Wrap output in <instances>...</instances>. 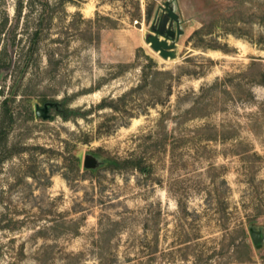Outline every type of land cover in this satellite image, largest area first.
Listing matches in <instances>:
<instances>
[{
	"label": "rangeland",
	"instance_id": "obj_1",
	"mask_svg": "<svg viewBox=\"0 0 264 264\" xmlns=\"http://www.w3.org/2000/svg\"><path fill=\"white\" fill-rule=\"evenodd\" d=\"M2 56L0 264H264V0H0Z\"/></svg>",
	"mask_w": 264,
	"mask_h": 264
},
{
	"label": "water",
	"instance_id": "obj_2",
	"mask_svg": "<svg viewBox=\"0 0 264 264\" xmlns=\"http://www.w3.org/2000/svg\"><path fill=\"white\" fill-rule=\"evenodd\" d=\"M160 11L162 13H167L169 18L172 19V21H178L179 17L176 13H174L168 4H165ZM159 35V32H158ZM158 35L150 37L147 41L150 45V48L157 54L160 55L161 58L165 60L174 59L175 54L173 50L175 49L174 44H170V39L174 37L175 33L172 30H169L167 33V37L162 40ZM36 114L38 117H41L43 119L48 118V110L42 109L41 107H37ZM96 166V161L91 158H87L85 161V167L87 169H92ZM253 242L258 245L261 243V237L259 233H254L252 235Z\"/></svg>",
	"mask_w": 264,
	"mask_h": 264
},
{
	"label": "trees",
	"instance_id": "obj_3",
	"mask_svg": "<svg viewBox=\"0 0 264 264\" xmlns=\"http://www.w3.org/2000/svg\"><path fill=\"white\" fill-rule=\"evenodd\" d=\"M19 12L21 13V10H20ZM4 61H6V59L2 56V57L0 58V67H1V65L3 64ZM1 70H2V69L0 68V76H1V74H2V71H1ZM115 163H116V162H113V164H115ZM116 165H117V164H116ZM242 244H243V246L246 247V249L249 248V246H247L245 242L242 243Z\"/></svg>",
	"mask_w": 264,
	"mask_h": 264
},
{
	"label": "bare ground",
	"instance_id": "obj_4",
	"mask_svg": "<svg viewBox=\"0 0 264 264\" xmlns=\"http://www.w3.org/2000/svg\"><path fill=\"white\" fill-rule=\"evenodd\" d=\"M160 12H162V11H160Z\"/></svg>",
	"mask_w": 264,
	"mask_h": 264
}]
</instances>
